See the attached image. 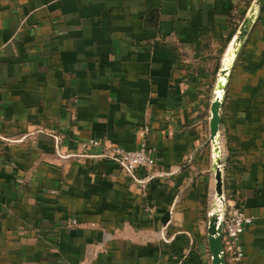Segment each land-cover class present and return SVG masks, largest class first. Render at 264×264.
<instances>
[{
    "label": "crops",
    "instance_id": "crops-1",
    "mask_svg": "<svg viewBox=\"0 0 264 264\" xmlns=\"http://www.w3.org/2000/svg\"><path fill=\"white\" fill-rule=\"evenodd\" d=\"M249 2L0 0V264H210V101ZM90 139L145 141L155 163L127 171ZM220 141L225 202L253 217L243 264H264V7Z\"/></svg>",
    "mask_w": 264,
    "mask_h": 264
},
{
    "label": "water",
    "instance_id": "water-1",
    "mask_svg": "<svg viewBox=\"0 0 264 264\" xmlns=\"http://www.w3.org/2000/svg\"><path fill=\"white\" fill-rule=\"evenodd\" d=\"M263 7L264 0H250L249 5L226 45L212 90L207 139L210 144V168L214 176L213 196L215 198L213 208L207 213L206 236L210 264H226L222 246L223 215L221 210L225 204L223 194L225 157L223 155V145L220 141L221 107L234 62Z\"/></svg>",
    "mask_w": 264,
    "mask_h": 264
},
{
    "label": "built area",
    "instance_id": "built-area-1",
    "mask_svg": "<svg viewBox=\"0 0 264 264\" xmlns=\"http://www.w3.org/2000/svg\"><path fill=\"white\" fill-rule=\"evenodd\" d=\"M146 130L148 129L146 128ZM83 145L102 148L103 156L116 161L127 171H132L136 167L149 170L155 163L154 149L148 146L145 141L140 142L135 149H125L118 145L104 146L98 139H90L86 143H83ZM214 201L215 198L212 195L211 209L213 208ZM221 213L223 215L222 246L225 263L243 264L244 252L239 239L245 228L253 222V217L246 215L239 206L226 202ZM75 224V219H69L67 222L68 227H73Z\"/></svg>",
    "mask_w": 264,
    "mask_h": 264
},
{
    "label": "trees",
    "instance_id": "trees-1",
    "mask_svg": "<svg viewBox=\"0 0 264 264\" xmlns=\"http://www.w3.org/2000/svg\"><path fill=\"white\" fill-rule=\"evenodd\" d=\"M236 26H237V24L234 26V29H235Z\"/></svg>",
    "mask_w": 264,
    "mask_h": 264
}]
</instances>
